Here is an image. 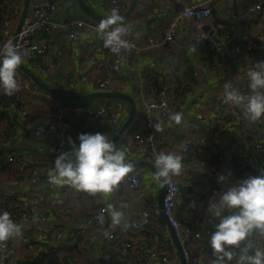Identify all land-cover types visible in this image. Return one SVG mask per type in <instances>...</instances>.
<instances>
[{
	"label": "crops",
	"instance_id": "1",
	"mask_svg": "<svg viewBox=\"0 0 264 264\" xmlns=\"http://www.w3.org/2000/svg\"><path fill=\"white\" fill-rule=\"evenodd\" d=\"M13 1L0 0V14L2 19L13 25L16 30L20 18V12L17 11L21 8L20 11L22 12L24 0H21L22 5L21 7L17 6L18 8L15 7L16 4ZM83 1L89 9L104 19L111 14V10L104 8L99 0ZM123 1L130 2V0ZM184 1L187 3L206 1L212 4L213 16L207 21L206 29L216 33L223 40L229 62L223 64L220 58L215 56L210 60V52L209 57L206 58L198 51L195 45L196 32H193L188 25V20H183L181 23L183 34L177 44L160 49L149 48L146 45L145 36L151 32L156 36L164 35L172 16L181 9V6L174 0H140L124 25L128 28V33L138 40L143 49L139 56L135 58L131 67L124 61V52L117 55L122 60L124 72L116 89L112 90L126 92L135 98L138 110L132 128L140 127L143 123L140 105L142 92L154 96L161 81L169 78L173 68H176L177 84L167 92L169 101L168 116L170 117L173 112L182 113V123L198 112L210 116L212 126L209 138L201 140V137L206 134V129L203 125H199L197 129L199 142L185 157L179 153L177 146L183 135L181 131L182 123L177 125L169 118L166 120L167 122L158 119L163 124V131L158 132V135L164 141L167 152H174L183 158L185 171L180 177H177L179 186L182 187V185H185V181H190L188 189L200 192L210 188L211 177L209 173L215 168L216 161H219L217 167L220 169V174L227 176L229 172L232 173V176L226 181L230 182L236 179L237 168L255 165L259 160V154L252 153L248 149L251 141L245 136H242L243 138L240 140L241 151L231 157L233 154L232 138L237 130L241 127L248 130L254 129V124L245 119L243 109L231 105L232 120H228L227 123L221 122L215 114L218 106L217 91L224 87L226 81H231L234 85L240 84V77L246 64L264 57V47L256 48L251 52L247 49L244 50L243 47L253 34L261 31L264 25V16L247 14L245 17H239L240 12L244 11L242 8L259 0H237L236 3L240 7L238 12L234 10V7H228V0ZM40 2L41 0H30L28 10ZM52 14L57 20L84 19L99 24L84 11L78 0H59L54 4ZM231 28V36L225 38L224 31ZM36 41L40 44H47L48 52L44 57L48 61L60 65V72L57 75L42 74L35 71L42 76L41 78L45 82L55 87L58 85L66 89L64 91L87 93L100 90L97 86L98 81L105 74L106 65L112 61L115 54L104 47L103 40L100 39L95 29L87 28L78 32L72 39L63 30L55 32L42 30L37 33ZM23 64L30 68L27 59L23 58ZM141 74L143 75L142 85H140L139 80ZM246 81L248 82L247 79ZM187 89L190 90L189 94L185 93ZM25 100L31 113L30 120L26 123L20 115L16 114L13 119H9L0 111V141L4 143V151L0 153V190L10 187L32 190L33 194L26 199L35 202L40 211L45 210L48 212L49 219L46 225H60L66 218L63 219L59 216V212L67 211L70 215L67 222L69 228L78 227L87 216H97V210L89 205L85 193L77 192L68 186L60 187L49 183V173L54 170V165L50 162V156L53 152L52 139L46 138L43 130L47 123L54 118V105L34 94H28ZM90 100L92 102L88 103ZM108 102H113L122 116L119 125L113 126L105 118L81 116L78 121H74L73 128L69 132V138L78 145L79 134L100 132L107 135L111 140L128 116L129 102L126 101V104H121L115 103L106 97H96L85 99L83 102H74L73 105L100 107ZM4 103L6 106L9 104L2 91H0V106ZM71 114L72 112H70ZM12 153L27 154L32 168L28 170L19 160L8 162L7 158ZM134 171L140 175L143 181L144 185L141 188L136 191H120L118 189L113 194L105 196L107 207L112 203L119 204L124 199L131 200L133 211L127 214L126 224L138 219L140 207H146L150 202L151 193L156 192L158 194L160 189V182L155 179L153 169L139 166L135 167ZM61 188L65 189L63 196L59 194ZM123 188L128 189L125 182H123ZM58 197L61 200H56ZM185 201L186 196L183 197L181 202H184L185 205ZM20 204L17 198L0 200V210L9 211ZM202 208L191 212L184 209L181 212V217L191 222L196 212L203 211ZM205 215L201 216V219L205 218L203 226L208 225L204 223L208 222L211 217L214 222H218L215 217L210 216L208 207H206ZM156 218L159 219L160 217H154L138 228H132L130 225L129 227H115V231L119 233L118 244L115 249L110 251H101L100 245L105 237L103 234L97 235L95 246L97 243L99 244L97 250L98 264H159L156 261H145L131 251L122 250L124 241L127 238L134 237L147 239L163 254L175 257L178 261L177 264H180L170 230L163 223L166 229L163 234L159 235L162 225H158ZM105 221H108V219L105 218ZM21 227L23 229L24 225H21ZM252 238L256 239L254 236ZM13 239L21 255L18 264H25L23 259L36 253V248L29 245L22 234ZM106 252L109 253V256L107 258L102 257V254ZM65 253L67 261L71 256L74 257L76 250L70 248L65 250ZM72 264H85V262L77 255Z\"/></svg>",
	"mask_w": 264,
	"mask_h": 264
},
{
	"label": "built area",
	"instance_id": "2",
	"mask_svg": "<svg viewBox=\"0 0 264 264\" xmlns=\"http://www.w3.org/2000/svg\"><path fill=\"white\" fill-rule=\"evenodd\" d=\"M58 1L59 0H41L40 3L28 10V14L21 25L20 31L17 33L16 42L14 44L22 50L23 58L29 61L30 68L42 74L57 75L60 72V65L56 62H50L44 57L48 52V45L40 44L36 41L38 32L42 30H48L49 32L63 30L67 32L68 36L72 39L78 32L87 28L96 30L98 25L93 21L84 19H55L52 10L54 4ZM174 1L181 6V9L176 11L172 16L166 33L162 36H156L153 32L148 33L145 36L146 45L149 48L160 49L177 44L181 40L183 34L181 23L183 20H188V25L192 28L193 32H196L195 45L198 51L204 57L208 58L209 52L205 49L208 45L214 50L217 58H220L223 64H227L229 58L223 40L216 33L206 29L207 21L213 16L212 4L206 1L190 3L184 0ZM236 1L237 0H228V7L233 8ZM13 2H15L16 8L22 5L21 0H14ZM99 2L107 10H112L114 8L118 9L119 14L123 13L127 7V3L123 0H99ZM20 10L17 11L20 12L19 16L21 14ZM247 14L264 16V0H259L251 4L246 11L239 14V17H245ZM232 28L224 33L225 38L231 36ZM15 32L16 30L13 25L3 20L0 14V48H3L9 41L13 43ZM124 38L134 45L130 51L124 52V61L131 67L135 58L141 53L143 47L138 40L129 33ZM263 47L264 25L259 33L253 34L247 41L246 49L251 52L256 48ZM256 62H264V57L248 62L242 71L240 84H233L234 87L245 95L251 94L248 82L246 81V73L249 67ZM123 72L122 60L115 54L112 61L106 65V72L98 81V88L100 90L116 89L118 81L123 77ZM17 79L21 83V90L12 96L4 95L9 104H7V106L5 103L1 104L0 111L9 119H13L16 114L20 115L24 118L26 123L31 117L25 100L28 94L38 95L43 100L54 105V118L47 123L43 130L44 136L52 139L53 152L50 156V162H52L53 165H55V160L59 155L63 152L70 151L71 144L69 142V132L73 128L74 121H78L81 116L105 118L113 126L119 125L122 121V116L113 102H108L100 107L73 105L42 89L28 79L19 69L17 70ZM139 80L140 85H142V74ZM177 81L178 75L174 67L169 78H165L161 81L158 91L154 96H149V94L142 92L140 97V105L143 114L142 125L132 128L131 124L116 143L117 148L123 147L127 149V159L142 158L148 159L154 163L156 154L159 152H167L165 143L158 135L154 125L157 118L162 122L168 120L169 101L167 99V92L171 87L174 88L176 86ZM223 91L224 87L216 93L218 106L215 116L221 122L227 123L228 120H232L231 115L233 111L231 105L224 103ZM185 93L189 94L190 90H185ZM70 112H72L71 115ZM199 125H203L206 129V134L201 137V140L208 139L212 126V119L210 116L198 112L182 123L181 131L183 135L181 136L180 142L177 144L181 155L185 157L188 156L191 149L199 142L197 136ZM242 136L250 139V146L247 144L248 149L252 153L259 154L260 157L255 165L237 168L238 173L236 179L230 182L220 183L218 181L220 169L217 167L219 161H216L217 164L215 168L209 173L211 177L210 188L205 191L199 192L189 190L190 181H185V185L180 187L177 177L173 178L171 185H166L163 196V209L174 227L183 247L185 259L189 264H212L215 257L210 246V236L215 229L214 226H203L194 220H191L190 224L182 223L178 217V212L179 208H181V200L183 197L186 196L185 202L188 212L199 209L202 206H209V199L212 198L214 194L215 198L218 200L219 194L227 191L229 187L235 186L237 182L242 179L260 175V169L264 168V118H262L261 122L254 124L253 130H248L244 127L237 130V133L232 138L233 154L231 157H234V154L236 155L241 151L240 140L243 138ZM3 146L4 143L0 141V153L4 151ZM17 160L24 164L28 170L32 168L29 162V156L25 153H12L7 158L8 162H15ZM133 180L135 183H133ZM124 182L128 189H124L122 183L119 188L120 191H136L144 185L140 175L135 171L130 173L129 177ZM64 192V188L59 189L60 195L63 196ZM32 194V190L19 187H10L0 190V200L17 198L21 203L8 212L11 214L14 221L20 225H24L22 236L25 237L29 245L36 248V253L30 254L23 259L25 264H72L73 259L77 255L84 260L85 264H98L97 250L99 244L97 243L96 246L95 244L97 242V235L99 234H103L105 237L100 245L101 251H110L117 247L119 233L112 227L107 211H105V218H107L108 221H105L103 226L97 222V216L89 215L82 221L80 226L71 229L67 224L70 218L69 212L67 211L63 213L59 212V216L63 217V219L66 218L63 220V223L60 225H46L49 219L48 212L45 210L40 211L35 202L26 199ZM85 195L88 198L89 205L96 208L97 214L102 209L107 210L108 207L105 203L104 195L97 194L96 196H90L86 193ZM56 200L59 201L61 198L58 197ZM122 202L130 205V208L126 210V214L133 211V205L130 199H124ZM112 204L119 206L120 203ZM159 213L158 194L152 192L150 205L140 207L138 219L130 221L128 225L132 228H138L145 225L151 217L159 216ZM253 236L256 239L254 240L250 237L251 242L258 247H264V237L258 234H254ZM70 248L76 250V254L66 261L65 250ZM122 250L131 251L145 261H156L159 264L178 263L175 257L163 254L156 246L142 237L127 238L122 245ZM20 256V251L13 238L7 241L6 245H0V264H18L21 259ZM108 256L109 253L107 252L102 254V257L107 258Z\"/></svg>",
	"mask_w": 264,
	"mask_h": 264
},
{
	"label": "clouds",
	"instance_id": "3",
	"mask_svg": "<svg viewBox=\"0 0 264 264\" xmlns=\"http://www.w3.org/2000/svg\"><path fill=\"white\" fill-rule=\"evenodd\" d=\"M118 9L96 27L105 48L113 54L130 51L132 45L124 37L128 28ZM23 63V52L12 42L0 48V91L12 96L21 90L17 70ZM250 95L243 94L231 81L224 84L223 101L227 105L243 109L245 119L256 124L264 118V62H256L247 73ZM170 121L182 123L183 114L173 112ZM157 132L163 131V124L157 118L154 125ZM79 144L69 138L70 151L63 152L55 160L54 170L49 173V183L60 187L68 186L77 192L90 196H108L117 191L135 169L126 158L127 149L117 148L107 135L100 132L79 134ZM155 179L160 186L171 185L174 177H180L185 167L182 156L174 152H159L154 159ZM227 176L218 175V181L225 183ZM133 183L135 181L133 180ZM130 205L121 202L119 206L109 204L107 210L97 214V222L103 226L107 211L113 228L128 227L126 210ZM209 212L218 221L210 236L214 259L212 264H264V247L254 245L250 237L258 234L264 237V168L260 175L250 176L229 187L227 191L215 194L209 199ZM22 234V227L14 221L8 211L0 210V245Z\"/></svg>",
	"mask_w": 264,
	"mask_h": 264
},
{
	"label": "water",
	"instance_id": "4",
	"mask_svg": "<svg viewBox=\"0 0 264 264\" xmlns=\"http://www.w3.org/2000/svg\"><path fill=\"white\" fill-rule=\"evenodd\" d=\"M140 0H130L129 5L126 9V11L123 13L124 21L123 23L126 22V20L129 19L131 14L134 12L136 9L138 3ZM84 11L95 21L100 23L104 18H102L100 15L89 9L86 4L84 3L83 0H78ZM30 5V0H24V7L21 12L18 25L16 28L15 32V37L13 44L16 42V36L17 33L20 31L21 25L24 22L27 14H28V9ZM27 77H29L35 84H37L39 87L42 89L56 95L57 97H60L62 99H68V100H85V99H91V98H96V97H106V98H119V99H124L130 104V110L128 113V116L126 117L125 121L123 124L120 126L116 134L113 136L111 139L112 142L116 144V142L119 140L123 132L128 129L131 124L134 122L136 115H137V102L133 96L126 92H121V91H115V90H99V91H94V92H87V93H82V92H73V91H64L61 90L60 88H57L55 86L50 85L49 83L45 82L34 70L29 68L25 64H21L19 68ZM131 161L135 167L139 166H146L150 169H153L156 172V168L154 166V163L147 160V159H136V160H129ZM140 173V172H139ZM166 185L164 187L160 186L159 193H158V205L160 208V213L159 217L162 219V221L167 225L168 229L170 230V234L172 237V240L174 242V245L176 247L178 256H179V263L180 264H189L187 260L185 259L184 256V250L183 247L179 241V238L174 230V227L170 223L164 209H163V196L165 193Z\"/></svg>",
	"mask_w": 264,
	"mask_h": 264
},
{
	"label": "trees",
	"instance_id": "5",
	"mask_svg": "<svg viewBox=\"0 0 264 264\" xmlns=\"http://www.w3.org/2000/svg\"><path fill=\"white\" fill-rule=\"evenodd\" d=\"M128 5H129V3H127L126 4V6L128 7ZM127 7H126V9H127ZM248 7H249V5H246L244 8H242V10H244V11H246L247 9H248ZM240 7L238 6V4L236 3L235 5H234V10L236 11V12H238V9H239ZM241 10V9H240ZM126 11V10H125ZM124 11V12H125ZM244 11H242V12H244ZM123 12V13H124ZM242 12H240V13H242ZM123 13H120V15L122 16L123 15ZM125 26V25H124ZM228 30V29H227ZM227 30H225L224 31V33L227 31ZM223 33V34H224ZM245 46H243L244 47V50L246 49V45H247V43H245L244 44ZM206 51H208V52H210V60L212 59V57L213 56H216V54H215V52H214V50L210 47V46H206ZM217 57V56H216ZM20 70V69H19ZM23 73V72H22ZM24 74V73H23ZM25 75V74H24ZM26 76V75H25ZM40 76V75H39ZM27 77V76H26ZM41 77V76H40ZM28 79H30L29 77H27ZM43 79V78H42ZM31 80V79H30ZM44 80V79H43ZM32 81V80H31ZM45 81V80H44ZM33 82V81H32ZM58 86V85H57ZM56 86V87H57ZM58 88H60L61 90L63 89V90H66V89H64V88H62V87H60V86H58ZM3 94V93H2ZM5 97V96H4ZM60 98V97H59ZM110 100H113V98H109ZM65 100V99H64ZM83 101H85V100H66L65 102H67V103H69V104H73L74 102H83ZM117 143V142H116ZM128 160H136V159H128ZM150 205V202H149V204L147 205V206H149ZM203 207V208H202ZM202 207H200V208H202L203 209V211L202 212H196V214H194L195 216H194V221L195 222H197V223H199L200 225H202L203 224V222H205V218L204 219H201V216L202 215H205V212H206V207H208L209 208V206H202ZM199 208V209H200ZM186 210V202H185V205H184V202H182L181 203V208H179V212H178V217H179V219L181 220V222L182 223H187V224H190L191 222L190 221H187V220H184L182 217H181V212H182V210ZM200 211V210H199ZM158 216V215H157ZM157 216H153V217H151V220L154 218V217H157ZM206 216V215H205ZM210 216H211V213H210ZM157 219V221H158V225H162V230L160 231L161 233H159V235H161V234H163L164 233V230L166 229L165 228V226H164V222L159 218H156ZM155 219V220H156ZM156 222V221H155ZM215 223H217V222H214V220H212V217H211V219L209 218L208 219V222L206 221V223H204V224H208V225H211V226H214L215 225ZM164 226V227H163ZM157 231H158V229H157ZM162 237H163V235H162Z\"/></svg>",
	"mask_w": 264,
	"mask_h": 264
},
{
	"label": "rangeland",
	"instance_id": "6",
	"mask_svg": "<svg viewBox=\"0 0 264 264\" xmlns=\"http://www.w3.org/2000/svg\"><path fill=\"white\" fill-rule=\"evenodd\" d=\"M34 1V0H33ZM41 76V75H40ZM42 77V76H41ZM113 101L115 102V103H121V104H126V101L125 100H123V99H119V98H113ZM92 102V100H90L88 103H91ZM140 107V106H139Z\"/></svg>",
	"mask_w": 264,
	"mask_h": 264
}]
</instances>
